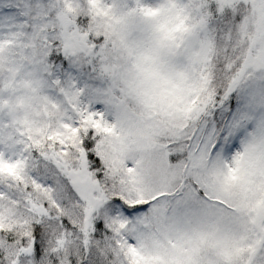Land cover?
<instances>
[{
    "label": "snow or ice",
    "instance_id": "1",
    "mask_svg": "<svg viewBox=\"0 0 264 264\" xmlns=\"http://www.w3.org/2000/svg\"><path fill=\"white\" fill-rule=\"evenodd\" d=\"M0 264H264V0H0Z\"/></svg>",
    "mask_w": 264,
    "mask_h": 264
}]
</instances>
